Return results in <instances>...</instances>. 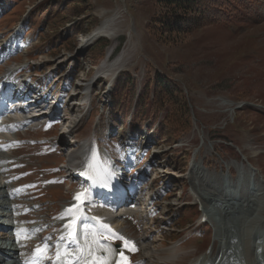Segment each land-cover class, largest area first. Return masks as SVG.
<instances>
[{
    "label": "rangeland",
    "instance_id": "rangeland-1",
    "mask_svg": "<svg viewBox=\"0 0 264 264\" xmlns=\"http://www.w3.org/2000/svg\"><path fill=\"white\" fill-rule=\"evenodd\" d=\"M42 1L47 0L0 3L1 38L7 42L18 40V33H11L16 22L23 19L21 38L13 42L16 48L7 63H27V75L62 96L61 104L65 107L61 111L62 124L65 119L69 124L75 115L79 121L72 132L74 142L62 136L66 147L60 142L61 136L53 131L44 133L36 129L17 134L16 144L29 148L17 152V162L25 166L14 176H28L22 178L28 180L25 185L30 184L32 189L35 184L39 187L47 180L54 181L60 191L57 200L61 203L60 198L68 196H65L66 186L71 182L69 176L63 178L67 174L63 166L68 163L65 155L75 151L83 141L97 140L99 151L115 164L122 182L127 187L129 183L136 184V197L141 198L144 189L151 194V210L148 206L121 219L123 228L135 238H150L145 243L146 250L140 249L129 256L131 264H190L188 257L193 254L218 256L221 242L231 247L226 264L259 261L264 254V111L261 108L264 107V0L247 3L233 22L211 23L173 43L165 42V35L150 29L151 18L158 13L154 0H48L51 5L59 3L60 12L59 21H52L47 30L46 11L41 14L38 7L24 14L28 6ZM72 9L80 13L74 16ZM115 13L117 17L110 21L114 36H102L84 45L92 30ZM65 18L68 20L61 26ZM117 57L123 65L111 75L113 78L117 74L112 80L107 70L101 71V66L111 64ZM123 71L136 81L137 89L146 73L152 75L155 71L176 85L191 117L190 133L173 145H169L170 139L156 143L148 135L149 123L145 122L138 137L140 143L133 140L119 118L110 112L111 85ZM71 78L72 85L67 88L63 79L68 83ZM91 81L94 83L90 84ZM88 84L90 87L85 91ZM81 98L84 103L75 105L81 103ZM70 106L73 110L68 112ZM131 112L132 105L128 113ZM176 151L179 153L173 154ZM237 174L243 178L247 174L244 183H237ZM193 176L200 180H194ZM252 181L263 189V196L252 189ZM192 191L203 203L202 212L206 210L209 214L203 224H199V211L192 204ZM247 194L253 198H244ZM29 200L23 191L15 203L29 208L32 206ZM32 201L43 207L44 218L39 228L43 235L38 234L35 241L48 238L53 243L51 227L57 219L50 216L58 213L53 212L57 203L48 194L41 198L34 193ZM256 201L262 206L255 214L261 221L247 231L244 226L254 216ZM225 202L230 207L226 212L230 213L223 212ZM240 204L245 208L236 211ZM28 216L27 211L23 219L30 224L40 218L36 215L33 221ZM215 224L219 236L215 235ZM30 244L28 241L26 255Z\"/></svg>",
    "mask_w": 264,
    "mask_h": 264
},
{
    "label": "bare ground",
    "instance_id": "bare-ground-1",
    "mask_svg": "<svg viewBox=\"0 0 264 264\" xmlns=\"http://www.w3.org/2000/svg\"><path fill=\"white\" fill-rule=\"evenodd\" d=\"M116 17H117V13L112 15L109 19L104 20L98 27H96L95 29L92 30V32L88 35V37L85 39V41H83V44L85 45V44L89 43L90 41H93L94 39L102 37V36H105L108 38L114 36V34H115L114 28L111 27L110 21H113V19H115ZM14 49H15L14 45L7 44V42L4 39L0 40V56L2 54L5 55L6 53H8ZM122 65H123V62L120 61L119 57H117L111 64H107V65L103 64V66H101V71L107 70L109 76H111L115 72V70L120 68ZM115 75H114V77H115ZM111 78H112V76H111ZM6 79H7V83L11 81L10 77H7ZM25 79H26V76L24 75L20 81L15 82V80H14L13 82H11L13 84H11L8 87V90L10 91L9 93H11L12 91H19L20 94H23L25 92L24 89L26 87V85L23 84ZM7 83H5V85ZM93 83L94 82H92V81L90 82V84H93ZM89 87H90L89 84L86 85L85 91H87L89 89ZM5 93L6 92L3 93L0 91V107L1 106L5 107L7 109L6 112L9 115L10 114L20 115L21 111L13 109L14 102L8 101L6 99ZM27 93L29 95L35 94L34 89H31V88H29L27 90ZM36 96L39 97V95H36ZM30 99H32V97H30ZM16 101H21L20 102L21 104H27L28 98H24V97L19 96L16 99ZM46 104H47V100H45L44 97H42V98H39V100L35 103L34 107H37L40 110L45 111V112L47 110H52V115L50 116V119H55V117L59 114L58 107L54 106L53 108H49L48 105H46ZM40 107H42V108H40ZM70 109L73 110V108H71V106H70L68 108V112L70 111ZM22 110H23L22 115H25L24 112H25L26 108H24ZM68 116H67V118H68ZM71 116H72V114H70L69 118ZM44 118H47V116H41L39 118L30 117L29 119H23V120L22 119L14 120L10 117H8V118L6 117L0 121V141L2 144V145L0 144V218H10L11 219V221H8L10 223H6L7 226H5V228H3V229L1 228L3 232L0 234V264H38V260H41V264H47V261H48L47 258L51 254V245H50V242L48 240H41L40 241V238H39L38 242L35 241V237L38 234H42V232H40L39 228L43 226L42 222L44 221V218L43 217H41L40 219L36 218V214L33 211V209L40 211L41 206H37L34 202H32V203H30V205L32 204V206L26 210L24 208V207L27 208L26 205L25 206L19 205V204L16 205L15 201L19 198V196L21 195V193L23 192L24 189H17V188H15V185L17 183H22L24 181V178H18L17 180L9 181L12 178V174L14 172H16L18 170V168H13V167L9 168L8 167L9 165L13 164L16 161V159L13 157L16 150H13L14 148L11 147L13 144V141H15V139H16V137H15L17 135L16 130L18 128H22V126H24V124L27 122H32V121H36L38 119H44ZM78 121H79L78 117L75 115L73 120L69 124H66V126L67 127L71 126L73 128L78 123ZM33 125H35V124L33 123ZM60 142L62 143L63 146L66 147L67 143H65V140H63L62 137H60ZM67 149H68V147H67ZM12 150L14 151L13 155L11 153ZM68 150H70V148ZM103 153H105V152H103ZM66 155H67V160H68L69 166L81 163V161H85V163H88V155L95 158V165L99 167V174L98 175L101 178L97 177L95 183L93 184L95 187L94 198H100L101 195H104L105 197H108L109 199L116 198V196L109 193V189L111 191L113 189L114 190L115 189L121 190L122 196L127 197L124 202H121L122 201L121 199L118 200L117 206H115V205L109 206L107 204L106 207L105 206L102 207L103 209L101 211H99V212L93 211V214H95V215L106 216V218H109L108 228L112 232H119L120 231V232L125 234V231L121 230L122 224L120 223V218L122 216H124V214H126V215L129 214V212L127 210V206L132 202L138 201L139 204L148 205L147 200H145V197H147L149 195L148 189L145 192L144 199H142V200H140V198L137 199L136 198V192H137L136 184L131 181L132 183H129V186L125 187L121 183L123 178H119V176L115 173V169H114L113 165L107 159L108 157L106 158L104 155L103 156L97 155L96 151L93 149V147L90 146L88 143H86V141H83L82 144L79 147H77L75 151L69 152ZM10 156H11V158L13 157L11 160H10ZM15 163H17V162H15ZM82 165H83V162H82ZM90 167H91V170L93 172L95 169V166L91 165ZM68 171L71 174L70 168H68ZM193 173L195 174V172H193ZM250 174H251V172H250ZM199 175H202V174H199ZM198 176H196V178L193 176V179L194 180L195 179L200 180V178H198ZM245 177L247 178V174ZM245 177L243 178V176L241 174H237V183L238 184L244 183ZM104 182H105V184H104ZM252 183H253V181H252ZM253 185L254 186L252 187V189H255L257 193H260L261 196H263V194L261 192V190L263 191V189L258 187L260 185L257 183H253ZM193 187H194V189L197 188V186H195V183L193 184ZM20 188H23V187H20ZM25 188L28 189L29 187L26 186ZM24 193L26 195H28L26 192H24ZM244 198L251 199L253 197H251L250 195L247 194V195H244ZM128 200H130L129 203H126ZM250 201H252V200H250ZM245 202L246 201L243 200V203H245ZM223 206H224L223 212L227 213L228 211L226 212V210L228 207V203L225 202V204H223ZM104 207H105V209H104ZM114 207H116L115 211H117L118 208L120 209V213H119L120 217H116V215L118 213L113 217L114 214L112 213V210L114 209ZM261 207L262 206L260 205V203H257V201L254 202V212H255L254 216L252 218L250 217L247 220V222L245 223L246 226H244V224H243V226L245 227V229L247 231L248 230L250 231L252 227L259 225V222L261 220H257L255 214L257 212L258 213L260 212ZM229 208L230 207H228V209ZM243 208H245V207H243V205L240 204V206H238L235 209H236V211H239L240 209H243ZM27 211L29 212V216H28L29 219H32L34 221V219L36 218V219H39L38 222H36L34 224H30V223H28V221L26 219H23V217L27 214ZM203 213L209 217V214L206 210H204ZM228 213H230V211ZM20 219L24 220L25 227L19 226ZM35 225H37V226L35 229H33ZM90 226H92V225H90ZM215 227H216L215 235H218L217 232H219V231L217 229V225ZM101 233H105V228L100 223H97V225L93 228H91L89 226L88 227L85 226V228H84V226L80 227L79 234H78L79 243L77 244L75 249L71 250L72 256L70 258H71L72 264H88V262L90 264H117V263L121 262V259H118L116 257V255L114 254V250L111 246L106 247L105 245L99 243L100 242L99 237H100ZM121 236H122V234H121ZM250 238H251V235H250ZM149 239L146 237H140V238L134 239L132 241L127 240L126 242H127V244L134 242L137 247H140V249H142V250H146L148 244L145 246V243ZM28 241L31 242L30 249L33 246L34 247L37 246L36 247L37 251H34V248H33V249H31L29 254L26 255V251L28 248L27 247ZM42 242H44L43 245L38 246V245H41ZM227 242H229V240H227ZM57 243H58V245H57L56 250H58V248L64 244L60 239L57 240ZM229 248H231V247L225 246L224 242H221V244L219 246L218 256L212 257V258H209V256H208L207 258H209V259L206 262V256L208 255L207 254L197 264H226L227 261H229L228 258H226L227 254H229ZM245 249H246L245 259H246V261H248L249 259H247V256L249 254V248L247 247ZM59 255H60V252H57V255L52 260L53 263L56 259L59 258ZM263 256H264V254H263ZM254 263L257 264V261L255 260ZM50 264H51V261H50ZM120 264H123V263L121 262Z\"/></svg>",
    "mask_w": 264,
    "mask_h": 264
},
{
    "label": "trees",
    "instance_id": "trees-1",
    "mask_svg": "<svg viewBox=\"0 0 264 264\" xmlns=\"http://www.w3.org/2000/svg\"><path fill=\"white\" fill-rule=\"evenodd\" d=\"M248 1L252 2V0ZM48 4L47 0L37 5L41 8H49L47 16L49 15L50 23L52 21L55 23L59 21L57 15L60 11L56 9L59 3ZM154 5L158 13L151 18L150 29L155 34L165 35L164 41L169 43L176 42L193 30L211 23L233 22L232 19L241 12L242 7L248 6L242 0H154ZM71 12L74 16L80 13L73 9ZM67 20L65 18L61 26ZM238 22L242 20L239 19ZM76 30L77 28L74 29ZM135 90V80L127 71H123L116 78L111 92L113 112L119 116L124 125L131 104L134 103L128 125L133 128L134 134L145 122L154 126L153 137L158 143L169 142L170 139L169 145H173L178 139L190 133L191 117L187 105L181 98L178 87L171 81L156 71L152 75L147 72L134 99ZM177 153L179 151L173 154Z\"/></svg>",
    "mask_w": 264,
    "mask_h": 264
}]
</instances>
